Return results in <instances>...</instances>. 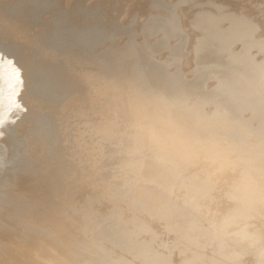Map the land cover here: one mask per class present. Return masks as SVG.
Instances as JSON below:
<instances>
[{"label": "clouds", "instance_id": "obj_1", "mask_svg": "<svg viewBox=\"0 0 264 264\" xmlns=\"http://www.w3.org/2000/svg\"><path fill=\"white\" fill-rule=\"evenodd\" d=\"M222 95L129 90L76 264H264V79Z\"/></svg>", "mask_w": 264, "mask_h": 264}, {"label": "water", "instance_id": "obj_2", "mask_svg": "<svg viewBox=\"0 0 264 264\" xmlns=\"http://www.w3.org/2000/svg\"><path fill=\"white\" fill-rule=\"evenodd\" d=\"M80 42H87L82 33L76 37ZM68 49L53 39L39 40L22 23L0 16V133L13 145L21 138L34 154L33 160H18L21 176L15 187L27 200L20 207L23 216L0 218V264H76L80 223L66 216L63 194L65 181L75 177L89 181L101 195L97 182L108 164L102 152L111 151V131L101 127L113 126L115 119L105 115L109 104L101 111L95 102L99 89L126 95L135 86L213 99L202 88L206 74L187 81L167 74L165 65L141 60L125 69L112 55H104L99 64ZM148 64L160 70L150 72ZM85 89L93 93L89 101L100 112L86 107L80 95Z\"/></svg>", "mask_w": 264, "mask_h": 264}, {"label": "rangeland", "instance_id": "obj_3", "mask_svg": "<svg viewBox=\"0 0 264 264\" xmlns=\"http://www.w3.org/2000/svg\"><path fill=\"white\" fill-rule=\"evenodd\" d=\"M0 16L92 63L101 64L109 54L125 69L144 60L165 65L167 74L187 81L206 74L202 88L215 95L222 92L225 79H235L223 74L221 60L201 59L208 51L260 69L264 79V0H0ZM81 33L90 43H76ZM162 39L166 45L154 47ZM33 158L21 138L13 145L0 133V218L23 216L20 207L27 200L15 187L21 176L18 160ZM65 188L64 211L74 223L81 224L85 209L100 207V195L89 181L69 177ZM81 239L78 233L77 246Z\"/></svg>", "mask_w": 264, "mask_h": 264}, {"label": "bare ground", "instance_id": "obj_4", "mask_svg": "<svg viewBox=\"0 0 264 264\" xmlns=\"http://www.w3.org/2000/svg\"><path fill=\"white\" fill-rule=\"evenodd\" d=\"M164 45H166V44L162 40V41L157 42L156 47H163ZM179 50H181V44H179L177 46V48H176V51H179ZM201 59H211V60L219 59V60H221L223 62V74L227 78H230V79H237V77L239 75H240V78L243 76L244 79H246V78H259V79L263 78L262 77L263 73L261 74V70L260 69L249 68V66H247L244 62H239L237 64H234V63L231 62L230 58H226L223 54L216 55V54L211 53L210 51H208V52H205V54L203 55V57ZM146 68L150 72H154L156 70H160V66H156L154 64H148ZM243 78H241V79H243ZM200 85H201V83H200ZM195 86L197 87L196 84H195ZM127 87H131V86H127ZM197 88H195V89L197 90ZM96 89H97V87L94 90H96ZM99 90H100V93H99L100 97H99V99L98 98L95 99V102H98V100H99V103H97V104L102 107L103 110H101V111H107V106L109 104V107H110L111 111H110L109 115L108 114H105V115L109 116L110 118H114L115 119V123H116V118L118 120L119 117L122 114V111H123V108H124V104H125V101H126V98H127V93H126V95H123V93L119 94L120 91L117 90V89L114 92H111L108 89L104 92V88H101ZM92 94L93 93L91 91H89V89H85L83 91L80 90L81 99H83V101L87 105L86 107L89 108V109H92V110L95 109L96 112H100V109L98 108V105H95L94 103H93L94 104L93 105L89 101L90 96ZM206 95H208L209 97H212V98L217 97V95H215L214 91H212V90L206 91ZM224 99H225V97L222 95L221 96V102H223ZM107 120L109 121V118H107ZM115 123L111 127H103L102 126L101 128H104L106 130L108 128V131H111L113 129Z\"/></svg>", "mask_w": 264, "mask_h": 264}]
</instances>
